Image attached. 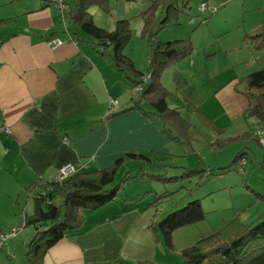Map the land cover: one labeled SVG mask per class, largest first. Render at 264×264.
<instances>
[{"label": "crops", "instance_id": "0c3cea01", "mask_svg": "<svg viewBox=\"0 0 264 264\" xmlns=\"http://www.w3.org/2000/svg\"><path fill=\"white\" fill-rule=\"evenodd\" d=\"M202 1L215 9L210 5L227 0ZM50 2H6L14 8L10 10L13 13L4 14L6 8L0 9V17L6 19L0 24V232L21 227L0 244V264H27L25 245L35 232L33 226L26 225L35 209L29 187L35 182L50 179L68 164L74 170L108 168L123 152L135 156L126 159L119 172L126 171L129 179H145L149 174L143 166L146 158L139 154L153 153L145 130L162 137L161 118L143 113L151 112L152 106L141 100L140 91L116 69L110 49L99 51L95 41L67 15L65 28V20ZM65 2L66 14L73 15L76 5L73 8L72 3L78 0ZM257 7L264 19V1ZM188 21L195 23L193 18ZM212 21L211 17L201 26L208 28ZM198 25L183 29V36H169L176 37L169 40L189 37L192 50L173 57L161 71L167 106L179 110L187 121L196 119L192 109L199 111V119L211 121L222 131L212 134L213 140L262 131L258 124L245 130L248 110L261 98L255 99L259 90L247 86L245 77L255 71L262 51L256 52L264 46L258 47V39L245 40V53L237 61L227 45L219 44L216 50L204 44L195 46L192 37ZM106 28L112 30L113 26L107 24ZM212 33L215 37L226 35L214 28ZM52 40L59 44L51 45ZM220 49L226 56L216 58ZM149 50L151 53V44ZM261 65L259 69H264V61ZM229 67L237 74L225 78ZM204 86L209 93H202ZM111 100H116L117 106L111 108ZM63 136L70 140L68 145L61 143ZM165 140L158 152L167 149ZM124 184L111 202L82 211V225L51 246L42 264H178L154 227L162 215L160 202L155 204L158 193L148 196L149 190L141 195Z\"/></svg>", "mask_w": 264, "mask_h": 264}, {"label": "rangeland", "instance_id": "374dc122", "mask_svg": "<svg viewBox=\"0 0 264 264\" xmlns=\"http://www.w3.org/2000/svg\"><path fill=\"white\" fill-rule=\"evenodd\" d=\"M19 1L21 0H0V9L6 8L4 14L13 13L10 10L14 8L6 2L15 3ZM151 1L107 0L108 9H102L97 5L89 7L95 24L102 26L101 28H106L109 24L114 29L116 20L127 21L131 36L124 45L123 52L133 61L135 69L146 76L152 72L150 44L153 47L158 42H166L176 38L169 36H183V29L190 30L194 25L199 24L197 26L199 28L192 37L195 46L204 44L206 48L216 50L219 44L227 45L238 61L239 57L245 53V40L250 41V34L254 32L255 27L261 24L262 21L259 22V20L263 19L262 9H258L257 6H260L264 0H227L222 5H210L209 3L211 7L216 6L215 9L217 10L214 13L210 10L213 14L207 15H201L200 13L204 12L198 11V6L206 1L187 0L183 14L189 16L186 17V15H182L181 11H178L176 16L166 20L162 25L160 21L162 22L164 19L165 13L161 11L162 4H160L155 13L154 25L151 26L153 32L151 38L150 34H142L143 18L141 15ZM178 1L180 4L183 2V0ZM75 5L72 3L73 8ZM204 17L205 21L212 17L213 21L208 28H205L204 25L201 26L205 21L201 22L200 20ZM191 18L194 19V24L188 21ZM213 28L217 32L223 30L226 35L215 37L216 35L212 33ZM257 51L256 53L260 51L262 53L257 55L259 62L256 64H259L253 70L263 67L261 64L264 61V48ZM194 53L198 52L195 51ZM223 56L226 54L222 49L215 55L216 58ZM236 74L235 70L229 67L224 77L229 78ZM146 86L144 85V89ZM201 90L203 94L209 93L205 86ZM171 98L172 96L168 97V101ZM258 98L259 96L255 99ZM192 111L196 119H188L190 123L188 132L190 134L187 137L179 134L180 131L172 128L170 124L164 126L161 123L162 129L159 128L162 137L160 138L152 136V132L146 129L145 135L151 138L150 148H153L151 150L153 153L145 155L146 161L143 166L145 172L154 176L146 175V178L142 180L138 176L121 182V184L125 183L123 186H128L129 189L141 195L149 190L151 192L146 194L148 196L152 195L153 192L158 193L156 197L161 193L164 194L160 200L162 215L158 216V219L164 214H168L172 209H180L188 198H201V205L206 214L205 220L176 230L174 249L168 251L170 257L175 258L178 263L182 262V257L179 255L180 249L184 248L182 246L195 245L200 239H205L206 242H213L216 238V241H227L239 225L250 226L258 220L264 211V148L251 137L243 141L239 139L237 141L241 142L236 144L227 141V144L222 148H213L211 143L214 140L211 135L215 134L216 136L217 133L209 128L203 119H199V111L194 109ZM249 119L245 120L248 126L245 130L248 131L249 127L255 128L257 124L260 125L254 117H249ZM229 126L232 128L233 125L230 124ZM176 135L181 136L180 143L174 141ZM165 138L169 142L165 146L167 149L158 152L157 149L165 145ZM243 146L245 147L243 156L246 159L244 167L238 163V160L237 163L234 162L236 154L242 150ZM129 165H135V163L130 162ZM186 170H192V172ZM125 173L126 171H118L116 173L117 179L122 178ZM133 174H136V171ZM38 190L41 191L42 188H38ZM86 209L91 210V208ZM20 228L18 227L15 235ZM213 263L223 264L224 262L218 255ZM206 264L209 263L206 262Z\"/></svg>", "mask_w": 264, "mask_h": 264}, {"label": "trees", "instance_id": "16d2710c", "mask_svg": "<svg viewBox=\"0 0 264 264\" xmlns=\"http://www.w3.org/2000/svg\"><path fill=\"white\" fill-rule=\"evenodd\" d=\"M187 2V1H186ZM161 5V11L165 13L164 19L160 24L169 20L178 11L184 12L187 3H179L178 0H152L150 5L143 11L142 34L153 32L151 26L155 22V13L158 5ZM91 5H97L102 9H108L107 0H78L73 15L66 14L70 21L84 33L88 34L102 53L107 49L109 56L115 64L118 71L123 72L127 80L133 86L140 88L141 100L151 105L152 111H145L146 115L156 114L161 118L164 126L170 124L172 128L180 131L179 134L187 137L190 133V123L183 117L179 110L167 106L165 98L167 92L160 81V74L163 68L173 57L191 53V40L189 37L158 42L151 50V68L149 78L135 69L133 61L123 52L124 45L130 38L131 30L126 20H116L114 29L107 30L96 25L92 14L89 12ZM6 19L0 17V24ZM203 22L204 20H200ZM260 40L258 47L264 46V19L260 27L250 35V41ZM247 86L259 90V98L248 110V115L257 119L261 125L262 131L245 132L238 137L215 138L211 143L213 148H222L227 141L236 142L239 139L251 137L259 142L257 132H262L264 137V69L251 72L245 77ZM147 85L142 90V87ZM261 93V94H260ZM117 106L110 103V107ZM132 108H124L128 110ZM116 114V113H115ZM215 133L221 134V130L211 121H204ZM254 135V136H253ZM180 135H176L174 141H181ZM61 143L68 145L70 140L67 136L61 138ZM180 143V142H179ZM244 152L239 151L234 162L244 158ZM135 153L123 152L108 168L103 169H76L61 181L55 180L54 176L47 180L35 182L29 187V196L33 199L35 206L33 214L28 216L26 225L34 227L35 232L26 243L25 259L27 264H42L46 251L57 243L67 231L79 228L83 222L82 211L86 208H97L114 200L118 189L124 180H128L130 175H123L117 179L116 173L126 159L134 157ZM145 157L143 154H139ZM237 163V162H236ZM69 165V164H68ZM199 169V168H198ZM192 172V170H186ZM203 171V169H201ZM209 171V170H208ZM152 176L153 174H147ZM116 176V178H115ZM154 176V175H153ZM38 188H42L41 191ZM164 194L155 199L158 205ZM201 198H188L183 206L178 210L160 217L155 223L156 231L162 237L163 243L168 251L174 249L172 236L176 230L187 226L195 225L205 220V211L201 205ZM57 201V203H56ZM7 239V242L12 238ZM227 241L206 242L200 239L195 245H190L180 249L179 255L182 262L178 264H214L213 260L219 255L223 264H264V211L256 222L250 226L239 225L235 232H232ZM151 264V263H149ZM153 264V263H152Z\"/></svg>", "mask_w": 264, "mask_h": 264}, {"label": "built area", "instance_id": "2783aa9c", "mask_svg": "<svg viewBox=\"0 0 264 264\" xmlns=\"http://www.w3.org/2000/svg\"><path fill=\"white\" fill-rule=\"evenodd\" d=\"M65 1L66 0H51L50 3H51V6H53L54 8H56L58 10L60 18L62 20H65V21H63V25H64L65 28H67L68 27V23H67V21L65 19V15H66V2ZM199 9L202 10V11H205V10H208L209 7H207L203 3V4H201L199 6ZM212 10H214V9H212ZM50 43L53 46H57L59 44V41L58 40H52ZM147 78L148 77H146V79ZM137 90L139 91L140 88L137 87ZM110 103L115 105L116 104V100H111ZM257 135L259 136L258 137L259 138V142L262 145H264V137H263L262 132H257ZM238 163L243 167L245 165V163H246V159L245 158H241ZM72 172H73V167H71L70 165H65L59 170L58 174L54 177V179L61 181L62 179L66 178V176L69 175ZM17 230H18L17 228H14L11 232H8V233L0 232V244L1 245L5 244L7 239L10 238L11 236H14Z\"/></svg>", "mask_w": 264, "mask_h": 264}, {"label": "clouds", "instance_id": "9594fccd", "mask_svg": "<svg viewBox=\"0 0 264 264\" xmlns=\"http://www.w3.org/2000/svg\"><path fill=\"white\" fill-rule=\"evenodd\" d=\"M185 1H187V0H183V2H185ZM202 4H203V3H202ZM204 4L206 5V3H204ZM199 6H200V5H199ZM199 6H198V9H199ZM206 6H207V5H206ZM207 7H208V6H207ZM212 9H213V8H209L208 10H205V11H202V10L199 9V11H201V12H207V11H210V10H212ZM215 10H216V9L212 10V12H214ZM146 77L149 78V74H148ZM238 162H239V160H238ZM245 165H246V163H245ZM245 165H244V166H245ZM244 166H243V167H244Z\"/></svg>", "mask_w": 264, "mask_h": 264}]
</instances>
